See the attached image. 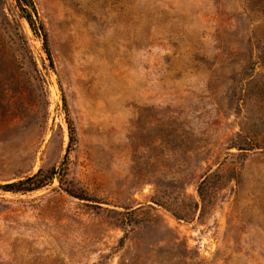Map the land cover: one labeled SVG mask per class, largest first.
Instances as JSON below:
<instances>
[{
    "label": "rangeland",
    "instance_id": "1",
    "mask_svg": "<svg viewBox=\"0 0 264 264\" xmlns=\"http://www.w3.org/2000/svg\"><path fill=\"white\" fill-rule=\"evenodd\" d=\"M22 2L0 186L51 179L0 189V264H264V0Z\"/></svg>",
    "mask_w": 264,
    "mask_h": 264
},
{
    "label": "trees",
    "instance_id": "2",
    "mask_svg": "<svg viewBox=\"0 0 264 264\" xmlns=\"http://www.w3.org/2000/svg\"><path fill=\"white\" fill-rule=\"evenodd\" d=\"M22 1H26V0H22ZM21 0H17L18 2V6L19 9L22 10L24 9L22 6L24 2H22ZM26 3V2H25ZM24 19H26L29 24L31 29L33 30L32 24L30 22V18L23 16ZM34 31V30H33ZM42 172L39 171L36 174L32 175V176H28L23 180H20L18 182H14V183H10V184H6L4 186H0V189H3L6 192H12V193H19V192H32L34 190H38L40 188H42L43 183L50 180L51 178H48L47 180H44V178L41 176Z\"/></svg>",
    "mask_w": 264,
    "mask_h": 264
}]
</instances>
